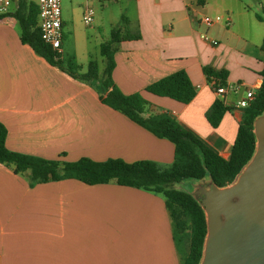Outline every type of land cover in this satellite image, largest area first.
<instances>
[{
	"label": "crops",
	"instance_id": "obj_1",
	"mask_svg": "<svg viewBox=\"0 0 264 264\" xmlns=\"http://www.w3.org/2000/svg\"><path fill=\"white\" fill-rule=\"evenodd\" d=\"M125 3L135 16L127 18L130 31L124 34H139L140 39L116 44L115 85L126 95L143 96L146 117L168 114L228 160L244 115L235 103L244 90L223 98L229 110L220 125L212 127L206 114L219 96L204 68L226 73L225 83L244 84L257 92L264 69V15L258 12H264V0H207L204 6L197 0ZM218 15L229 18L230 25L224 20L201 30L202 17ZM66 28L78 36L74 17L63 18V61ZM202 34L220 44L212 46ZM100 56L96 61L102 73L100 63L106 60ZM91 60L85 37L73 61L79 72H86ZM181 70L196 89L189 103L146 91ZM0 122L8 132V149L47 160L85 157L160 165L174 160L173 143L108 107L94 87L23 44L12 17L0 20ZM0 264H182V258L162 196L74 179L32 186L0 163Z\"/></svg>",
	"mask_w": 264,
	"mask_h": 264
},
{
	"label": "trees",
	"instance_id": "obj_2",
	"mask_svg": "<svg viewBox=\"0 0 264 264\" xmlns=\"http://www.w3.org/2000/svg\"><path fill=\"white\" fill-rule=\"evenodd\" d=\"M206 2L197 0L199 6H204ZM38 13L35 2L19 0L17 8L0 16V20L12 17L19 26L23 44L32 47L52 66L94 87L108 107L124 114L156 137L173 143L174 160L170 165H160L149 160L128 163L122 159H108L98 162L85 157L74 162L47 160L8 149V132L0 122V163L13 168L16 174L24 176L32 186L74 179L90 186L116 183L162 196L172 219L173 238L182 264H200L207 235L206 215L193 191L179 190L176 186L187 180L197 181L199 186L202 181L212 179L218 187H225L237 179L256 151L254 123L264 114V69L261 72L262 85L251 105L243 109L244 115L232 153L226 160L168 114L146 117L148 102L143 96L140 93L126 95L115 85L113 70L116 65V44L122 40H138L139 34H124L122 28L113 29L111 41L100 46V54L106 60L104 71L100 73L98 62L91 60L87 71L79 72L76 63L71 61L66 66L62 54L43 42L38 27ZM261 49L264 51V40ZM204 72L214 88L226 84V73L209 68H204ZM146 91L184 104L196 95L195 87L183 70L152 83L146 87ZM228 110L224 101L217 99L206 114L210 125L217 128Z\"/></svg>",
	"mask_w": 264,
	"mask_h": 264
},
{
	"label": "water",
	"instance_id": "obj_3",
	"mask_svg": "<svg viewBox=\"0 0 264 264\" xmlns=\"http://www.w3.org/2000/svg\"><path fill=\"white\" fill-rule=\"evenodd\" d=\"M254 134V156L232 184L204 180L194 191L207 221L200 264H264V114Z\"/></svg>",
	"mask_w": 264,
	"mask_h": 264
},
{
	"label": "rangeland",
	"instance_id": "obj_4",
	"mask_svg": "<svg viewBox=\"0 0 264 264\" xmlns=\"http://www.w3.org/2000/svg\"><path fill=\"white\" fill-rule=\"evenodd\" d=\"M83 0H62V15L64 20L71 21L74 17L75 28L78 32V36L73 35L68 32L66 28V38L64 39V64H68L74 60L75 52L82 46L87 37V47L90 54L94 56V59H101L100 54V43L110 42L111 32L113 29L122 28L124 32L130 31V25H128L127 20L134 19L135 12L131 5H127L125 0H95V21L90 27L84 25L82 20H80L81 9ZM260 14L264 15L262 10L258 11ZM128 18V19H127ZM203 18V17H202ZM201 30L206 29L205 25L202 24ZM74 62V61H73ZM101 64L102 71L105 69V65ZM199 182L187 180L177 185L176 188L179 190L195 191V186Z\"/></svg>",
	"mask_w": 264,
	"mask_h": 264
},
{
	"label": "built area",
	"instance_id": "obj_5",
	"mask_svg": "<svg viewBox=\"0 0 264 264\" xmlns=\"http://www.w3.org/2000/svg\"><path fill=\"white\" fill-rule=\"evenodd\" d=\"M95 0H83L82 3V22L90 27L95 21ZM117 1V0H113ZM19 4V0H0V16L7 15L13 12ZM38 7V27L40 35L44 43L50 45L55 51L62 54L63 43V15H62V0H36ZM225 20L227 25H230V19H224L222 16H205L201 22L207 27H213ZM202 39L212 46L216 47L220 43L218 40L210 37L208 34H202ZM216 94L224 101L228 94H239L244 90V96L237 99L235 106L237 109H245L251 105L256 96V90L251 87H246L244 84H228L214 88Z\"/></svg>",
	"mask_w": 264,
	"mask_h": 264
},
{
	"label": "flooded vegetation",
	"instance_id": "obj_6",
	"mask_svg": "<svg viewBox=\"0 0 264 264\" xmlns=\"http://www.w3.org/2000/svg\"><path fill=\"white\" fill-rule=\"evenodd\" d=\"M202 183V182H201Z\"/></svg>",
	"mask_w": 264,
	"mask_h": 264
}]
</instances>
